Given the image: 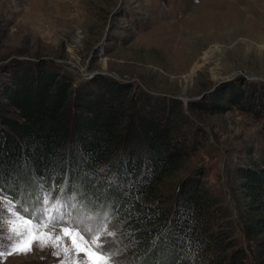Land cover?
I'll use <instances>...</instances> for the list:
<instances>
[{"label":"trees","instance_id":"1","mask_svg":"<svg viewBox=\"0 0 264 264\" xmlns=\"http://www.w3.org/2000/svg\"><path fill=\"white\" fill-rule=\"evenodd\" d=\"M0 91V189L8 196L40 188L54 196L62 187L115 220L134 264H264V162L238 171L239 223L253 262L200 178L173 183L205 141L191 112L237 109L264 125V82L226 83L185 108L110 76L77 84L44 64L15 67Z\"/></svg>","mask_w":264,"mask_h":264},{"label":"rangeland","instance_id":"2","mask_svg":"<svg viewBox=\"0 0 264 264\" xmlns=\"http://www.w3.org/2000/svg\"><path fill=\"white\" fill-rule=\"evenodd\" d=\"M44 64L71 73L77 84L115 74L118 79L112 78L188 108L223 84L264 82V0H0V90L15 67ZM191 114L205 141L173 183L200 178L230 212L236 238L253 262L239 223L238 171L263 164V122L237 109ZM42 193L49 194L40 188L7 197L35 208ZM71 202L77 205L75 197ZM80 206L73 216L80 215ZM87 214L94 219L86 223L107 218L109 230H115L119 254L113 260L134 264L115 220L88 209ZM50 251L34 245L27 255L0 257V264H57L65 258Z\"/></svg>","mask_w":264,"mask_h":264},{"label":"snow or ice","instance_id":"3","mask_svg":"<svg viewBox=\"0 0 264 264\" xmlns=\"http://www.w3.org/2000/svg\"><path fill=\"white\" fill-rule=\"evenodd\" d=\"M55 191L64 193L63 198L42 193L38 206L29 208L0 189V257L27 255L35 245L41 250L50 248L48 254L54 257L63 254L65 258L57 264H119L113 260L119 254L116 232L109 230L107 218L99 224L86 223L94 219L86 206L81 204L80 215L73 216L74 197H68L60 186Z\"/></svg>","mask_w":264,"mask_h":264},{"label":"water","instance_id":"4","mask_svg":"<svg viewBox=\"0 0 264 264\" xmlns=\"http://www.w3.org/2000/svg\"><path fill=\"white\" fill-rule=\"evenodd\" d=\"M108 74H110L112 77H115L118 79V77L115 74H111V73H108Z\"/></svg>","mask_w":264,"mask_h":264},{"label":"bare ground","instance_id":"5","mask_svg":"<svg viewBox=\"0 0 264 264\" xmlns=\"http://www.w3.org/2000/svg\"><path fill=\"white\" fill-rule=\"evenodd\" d=\"M231 8L233 9V7L231 6Z\"/></svg>","mask_w":264,"mask_h":264}]
</instances>
